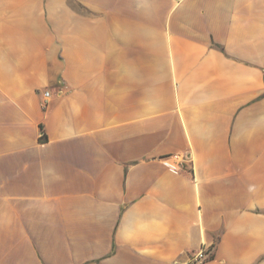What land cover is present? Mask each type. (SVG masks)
Listing matches in <instances>:
<instances>
[{
  "label": "crops",
  "instance_id": "crops-1",
  "mask_svg": "<svg viewBox=\"0 0 264 264\" xmlns=\"http://www.w3.org/2000/svg\"><path fill=\"white\" fill-rule=\"evenodd\" d=\"M201 247L264 264V0H0V264Z\"/></svg>",
  "mask_w": 264,
  "mask_h": 264
},
{
  "label": "built area",
  "instance_id": "built-area-1",
  "mask_svg": "<svg viewBox=\"0 0 264 264\" xmlns=\"http://www.w3.org/2000/svg\"><path fill=\"white\" fill-rule=\"evenodd\" d=\"M44 96L47 98L49 92H45ZM173 161V162H172ZM163 164L173 173H179L184 163V157L179 154L165 157L162 159ZM213 252L212 247H201L189 254L188 261L185 264H205Z\"/></svg>",
  "mask_w": 264,
  "mask_h": 264
}]
</instances>
